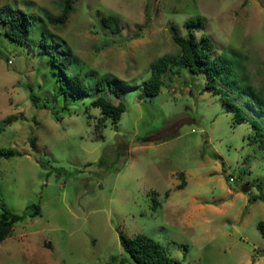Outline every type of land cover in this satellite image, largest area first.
<instances>
[{
  "label": "rangeland",
  "instance_id": "374dc122",
  "mask_svg": "<svg viewBox=\"0 0 264 264\" xmlns=\"http://www.w3.org/2000/svg\"><path fill=\"white\" fill-rule=\"evenodd\" d=\"M64 1L0 0L40 15L74 59L64 73L36 50L40 21L23 45L0 24V120L16 115L0 151L22 153L0 155V214L25 216L0 243V264H136L121 233L152 237L181 264H264V0H76L52 24L47 14L61 15ZM191 31L232 60V73L207 88L206 72L175 66L159 94H144L151 63L181 49L174 32ZM73 75L90 91L66 100L61 84ZM108 75L125 81L114 103L126 111L99 130L92 101L114 99L98 88Z\"/></svg>",
  "mask_w": 264,
  "mask_h": 264
},
{
  "label": "trees",
  "instance_id": "16d2710c",
  "mask_svg": "<svg viewBox=\"0 0 264 264\" xmlns=\"http://www.w3.org/2000/svg\"><path fill=\"white\" fill-rule=\"evenodd\" d=\"M76 0H65L63 5V12L59 16H51L47 14L49 22L52 24L65 23L70 13L74 9V3ZM30 4V2L28 3ZM42 24L43 35L39 43L36 45V50L40 53L47 55L52 63L53 68H59L60 71L66 72V69L73 64V51L66 44L57 46L48 37L50 33L44 26L43 18L33 12L24 10L23 8L14 7L10 3H4L0 5V24L5 25L6 36L21 45L25 44L31 38L35 26L38 22ZM202 17L197 16L187 21L188 26H193L202 23ZM104 24L111 28L113 32H120L122 26L119 22L118 16L108 15L103 18ZM38 26H40L38 24ZM176 29V27H173ZM175 42L180 45V51L176 53H167L156 59L151 63V75L143 83L142 89L146 95H157L161 91L163 76L168 71H172L175 66L188 67L194 74H201L206 72L210 78L207 88L212 86V81L218 76L224 74H231L233 71V62L224 53L216 56L212 55L211 49L213 48L212 40L208 37L204 38V42L200 43L195 32L191 31L188 36H181L177 32L173 34ZM62 93L65 99L68 100L69 96L75 97L82 94H89L90 87L79 76L73 75L68 82H63ZM125 87V81L112 75L104 76L101 78L98 84L99 90L106 91L114 99H109L104 95L99 96L92 101V104L99 106L102 110L104 118L101 125H97L99 130L105 126V121L110 116L113 122H118L122 113L126 111V104L124 101L114 103V101L122 96V92ZM33 97V96H32ZM34 101L37 103L36 98ZM229 110H232L236 114V121L243 122L246 120V116L243 113L242 107L238 104L231 102L229 104ZM16 118V115H11L5 119L0 120V134L6 129V126L12 123ZM256 125V124H255ZM257 126V125H256ZM260 130L257 129V133ZM264 137V134H262ZM262 137V138H263ZM33 145H36V138L32 140ZM0 155L6 158H10L16 155H22L20 151L12 149H2ZM183 176L184 174L181 173ZM185 179L180 184V188L185 184ZM243 189L247 190L245 186ZM264 197V196H261ZM257 200L258 197H253ZM41 213L40 205H33L32 216H36ZM25 218L24 215L14 213L6 208L0 214V243H2L13 231L14 226L19 221ZM258 227L264 235V221L259 222ZM121 244L124 250L130 255L136 264H181L177 259L171 258L166 253L165 248L161 243L153 239L146 234H139L135 237H129L123 233L120 234ZM127 259H123L126 262Z\"/></svg>",
  "mask_w": 264,
  "mask_h": 264
},
{
  "label": "built area",
  "instance_id": "2783aa9c",
  "mask_svg": "<svg viewBox=\"0 0 264 264\" xmlns=\"http://www.w3.org/2000/svg\"><path fill=\"white\" fill-rule=\"evenodd\" d=\"M231 179H232V180H234V178H233V177H232Z\"/></svg>",
  "mask_w": 264,
  "mask_h": 264
}]
</instances>
